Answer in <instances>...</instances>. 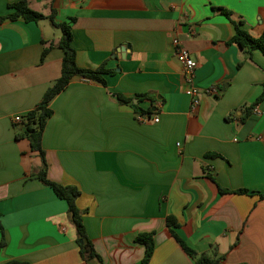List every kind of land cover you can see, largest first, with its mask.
<instances>
[{"label":"crops","instance_id":"obj_1","mask_svg":"<svg viewBox=\"0 0 264 264\" xmlns=\"http://www.w3.org/2000/svg\"><path fill=\"white\" fill-rule=\"evenodd\" d=\"M20 1L0 0V19ZM26 1L70 26L78 68L111 72L105 86L72 78L41 135L47 179L80 192L75 205L101 261L81 260L66 203L15 138L13 118L60 76V35L48 20H0V264H141V234H152L149 264H193L170 230L220 264H264V56L230 43L236 28L261 35L264 0ZM174 39L197 64L194 110ZM43 43L53 45L44 57ZM115 94L152 114L138 117Z\"/></svg>","mask_w":264,"mask_h":264},{"label":"trees","instance_id":"obj_2","mask_svg":"<svg viewBox=\"0 0 264 264\" xmlns=\"http://www.w3.org/2000/svg\"><path fill=\"white\" fill-rule=\"evenodd\" d=\"M8 14L1 18V21L9 20L16 21L22 20L24 22H38L41 20H48L49 23L60 30V38L57 44V47L62 51L63 57L61 61V71L59 78L55 83L46 90L41 101L37 106L22 118L20 128L15 136L16 139H25L28 142L29 148L32 152H36L41 159V168L36 173V178L45 186L49 187L56 197L64 201L67 205L68 213L71 216V221L75 227V230L78 235V248L79 255L81 260L89 261L96 259L101 261L100 257L94 250L93 244L85 235V230L81 222V217L83 215L75 205V201L79 196L80 192L70 186H60L53 182H50L47 179V164L45 161V153L41 147V135L44 130L47 120L51 117L52 111L49 108L50 101L59 93H61L69 84L70 80L74 77H80L83 79H88L95 81L102 86H105V80L102 78L103 74H109L110 71L103 68V66L98 67L95 70L89 69H80L75 64V52L71 47L72 35L70 26L66 23L56 24L54 22L55 12L51 10L48 16H43L42 14L31 10L28 6L26 0H21L18 3L8 6ZM224 15L228 16L229 14L219 9ZM230 43L237 45L243 52L251 56V53L254 51H259L264 56V30L261 35L257 38L249 36L245 31L236 28V32L231 39ZM44 48L42 52V57L51 49L52 44L46 45L43 43ZM118 102L123 105H130L133 108V111L138 117H145L152 114V112H142L139 108L132 104L130 99L123 97L122 95L115 94ZM145 95H139L136 97L137 100L145 99ZM264 99V84L263 91L258 98L257 102ZM253 108L250 106L246 108L245 114ZM212 181L213 179L209 177ZM219 192H223L219 189ZM240 193H247L245 190L240 191ZM263 197V196H261ZM175 223L169 217L167 219L168 227H172ZM175 241L179 244L181 249L185 252L187 256L191 258L193 264H220L221 258L215 257L213 253L212 256L206 254H197L195 251L190 249L176 234L170 230ZM135 241L144 245V255L141 260V264H149L152 252H153V239L152 234H141L135 238Z\"/></svg>","mask_w":264,"mask_h":264},{"label":"built area","instance_id":"obj_3","mask_svg":"<svg viewBox=\"0 0 264 264\" xmlns=\"http://www.w3.org/2000/svg\"><path fill=\"white\" fill-rule=\"evenodd\" d=\"M172 45L174 48V53L180 63L182 68V73L185 81V90L184 93L186 96L190 98V106L191 109L194 110L199 105V91L194 86V72L196 69V62L190 57V55L181 47V44L178 39H174L172 41ZM206 94L216 95V88H208L204 91ZM141 119V118H139ZM22 118L20 116H15L13 118L14 123H21ZM158 119H154L153 122H157Z\"/></svg>","mask_w":264,"mask_h":264},{"label":"rangeland","instance_id":"obj_4","mask_svg":"<svg viewBox=\"0 0 264 264\" xmlns=\"http://www.w3.org/2000/svg\"><path fill=\"white\" fill-rule=\"evenodd\" d=\"M53 31H55L57 33V35L59 36L60 35V31L59 29H52Z\"/></svg>","mask_w":264,"mask_h":264}]
</instances>
